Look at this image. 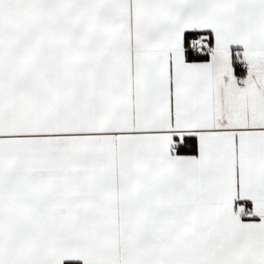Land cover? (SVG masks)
Wrapping results in <instances>:
<instances>
[{
	"label": "snow or ice",
	"instance_id": "6c2138e0",
	"mask_svg": "<svg viewBox=\"0 0 264 264\" xmlns=\"http://www.w3.org/2000/svg\"><path fill=\"white\" fill-rule=\"evenodd\" d=\"M0 264H264V0H0Z\"/></svg>",
	"mask_w": 264,
	"mask_h": 264
}]
</instances>
